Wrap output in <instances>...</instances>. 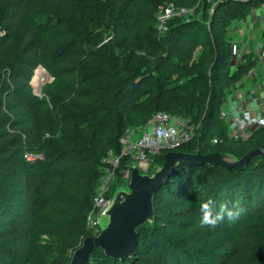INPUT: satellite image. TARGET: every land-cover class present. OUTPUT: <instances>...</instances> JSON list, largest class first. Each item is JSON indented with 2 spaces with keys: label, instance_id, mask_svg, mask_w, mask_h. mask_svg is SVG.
<instances>
[{
  "label": "trees",
  "instance_id": "1",
  "mask_svg": "<svg viewBox=\"0 0 264 264\" xmlns=\"http://www.w3.org/2000/svg\"><path fill=\"white\" fill-rule=\"evenodd\" d=\"M191 2L174 3L187 7ZM164 3L165 0H0V57L5 63L0 71V166H27L30 162L24 158V151L40 152L43 159L33 163L42 178L48 176L53 166L71 158L69 173L83 176L88 181L86 202L81 204L80 210L72 215L64 213L59 218L36 216L35 230L57 235L65 242H74L81 235L89 234L85 217L103 174L101 159L108 151L119 152V139L127 130L126 115L135 112L139 106L143 107L142 96L149 98L145 121L154 112L164 111L184 116L195 124L196 117L186 116V112L195 105L202 106L203 116L195 129V137L177 151H200L203 154L218 151L239 158L250 149L264 150V126L256 128L243 140H234L228 136L226 123L219 118L226 89L237 87L255 65L256 57L255 53H249L239 66L230 67V24L234 20H245L251 8L264 0H223L215 6L209 19L206 12L210 5L201 1L192 20L186 22L179 17L173 18L167 29L158 33L155 16L158 7ZM108 30L111 34L103 37V31ZM208 35L211 42L205 40ZM262 38L264 40V31ZM198 46L206 47L207 62L201 57V63L194 61L195 58L188 63ZM172 58H177L178 63L173 62L171 66L168 61ZM204 61L207 66L202 64ZM39 64L46 69H56L58 76L73 78L67 80V84L56 81L58 84L45 92L50 112H56L60 118V136L56 141L41 138L42 144L32 148L19 129L24 122L17 120L14 111L33 110L41 101L33 95L30 85L34 69ZM177 71L185 79L184 84L177 81ZM45 122L51 125L47 119ZM39 131L43 137L45 132L40 127ZM213 138L218 143L206 149L205 142ZM258 138V146L241 154L226 150L228 142L245 145ZM162 161L163 154L152 157L157 166ZM129 162L128 157L122 158L118 170ZM200 170L205 176L197 174ZM116 173L111 193L120 180L119 172ZM198 175L204 184L199 186L200 193H209L206 200H213L217 206L227 204L241 208L238 218L242 221L256 212L264 219V158L261 155L252 156L242 170L180 164L168 182L156 192L154 220L138 228L132 255L118 260L94 248L88 255L87 264L95 252L98 264H165L170 250L150 241L148 253L145 252L142 248L144 242H141L145 239L143 232L156 225V213L161 210L156 202L158 194L179 181H182L180 187L197 182ZM248 183L256 185L253 195L262 197L258 208L254 206L250 192H244ZM241 187L243 192L236 199V190ZM51 198L78 204L68 193L53 194ZM2 200L0 194V221L5 212ZM39 201L46 202L45 198ZM238 218L235 221L225 219L228 221L224 223L228 224L225 229L219 225L215 229L205 226L202 240L218 238L210 248L197 251V256L222 264L226 260L230 264H264V225L244 221L240 232L244 230L245 233L233 243L228 230L242 223H238ZM29 239V226L14 233L7 225L0 224V264H69L64 248L52 245L43 248L39 242L30 246ZM56 256L64 258L58 261Z\"/></svg>",
  "mask_w": 264,
  "mask_h": 264
},
{
  "label": "rangeland",
  "instance_id": "2",
  "mask_svg": "<svg viewBox=\"0 0 264 264\" xmlns=\"http://www.w3.org/2000/svg\"><path fill=\"white\" fill-rule=\"evenodd\" d=\"M185 2L189 3L192 0H165L166 3H174V2ZM202 0H195L192 1L187 8L194 9L198 7V4ZM207 3V2H206ZM175 4V3H174ZM210 6L207 10V19H209L213 13L214 9L211 12V3H208ZM177 5V4H176ZM185 7V6H182ZM200 9V8H199ZM211 12V13H210ZM196 13V9H195ZM184 15V14H182ZM186 15L182 16L185 18ZM156 19V16H155ZM156 21V20H155ZM245 21V20H243ZM243 21L234 20L230 24L229 35L231 39H233L232 35L233 32L237 30L238 24H242ZM209 23V20L207 21ZM206 22V23H207ZM157 25V21L155 22ZM155 25V26H156ZM235 26V27H234ZM242 28H244L242 26ZM105 37L106 34H111V31H103ZM101 32V33H103ZM162 31L158 30V33ZM2 32L0 31V35ZM104 39V38H103ZM210 41V36H206L205 40ZM232 41V40H231ZM234 41V40H233ZM211 42V41H210ZM236 42V41H235ZM232 43L230 45L231 54H232ZM205 49L203 46H198L194 52L190 55L188 59V63L191 59L195 58L199 63L203 62L202 59L206 60L207 62V54L205 53ZM202 57V59H200ZM206 57V58H205ZM199 59V60H198ZM177 64V58H172L171 61H168V65L172 66V63ZM204 61V65H208ZM5 67V63L0 57V71H2ZM39 69V71H37ZM171 69V68H170ZM36 71V72H35ZM35 73V74H34ZM33 76L30 81V85L32 88V93L34 96L38 98L39 104L35 109H31L28 111H19L16 110L15 116L17 120H21L19 129L21 133H23V138L28 140V146L32 148H38L41 145V138L46 137L50 141H56L57 137L60 136L61 133V124L60 118L58 114L50 112V104L49 100L45 94L46 90L54 88V86L58 83L63 82L68 83L67 80H71L73 77L71 76H58L56 73V69H46L42 64H39L34 69ZM56 73V74H54ZM39 74V80L34 85V76ZM177 81L181 84H184L185 79L180 76V71L176 72ZM58 76V78H56ZM55 83V84H54ZM238 87V85H237ZM236 87V88H237ZM227 88V87H226ZM236 88L226 89V95L232 93ZM187 92H190V89H185ZM225 95V96H226ZM264 97V94H263ZM143 101V107H137L135 112L128 113L126 115V126L127 129H134L138 130L147 123L146 112L149 107V98L148 96L141 97ZM202 106L195 105L191 110L189 109L186 112V116L192 117L195 119V129L198 128L202 118ZM181 113V112H179ZM179 116L184 118V116ZM50 121L51 125L46 124V119ZM199 122V123H198ZM39 127L43 129L44 136L41 137L39 135ZM29 132V133H28ZM28 134L27 137L25 135ZM103 134V132H102ZM55 137V138H54ZM195 137V133L192 138ZM263 137V136H262ZM260 139H255L254 141L248 142V144H236V143H227L226 150L235 153H243L250 148L256 147L259 145ZM206 149L210 148V145L218 143V141H214V138L210 141H206ZM256 149V148H254ZM251 150V149H250ZM177 151V150H175ZM249 151V150H248ZM216 152V151H214ZM32 154L37 156L38 158L33 161V158L29 160V165H11L7 167L0 166V194L3 196L2 206L4 207L5 212L2 215V220L0 224L2 226H8L10 230L14 233H20L21 227L29 226L30 227V246L33 244L40 243V246L43 248H49L52 246L62 247L66 251V256L70 259L72 253L81 245L82 240L89 236V234L81 235L76 241L74 242H65L60 239L57 235H49L40 232L39 230H35L34 228V218L39 215L51 216L53 218H59L62 214H74L78 210H80L81 204H85L86 202V194L88 191V181L85 177L77 175V174H70L69 169L70 164L73 162L71 158L68 161H65L63 164L53 166L49 174L46 178H42L39 174L40 170L33 162L36 160H42L43 154L40 152H28L27 150L24 151L23 154ZM210 153V152H209ZM247 153V152H246ZM245 153V154H246ZM163 162V161H162ZM130 165L137 166L141 173L148 174L153 172L156 169V164L151 162L145 165H140L137 162H133ZM9 170V171H8ZM201 170L199 171L200 174ZM180 178L183 179L182 172H179ZM129 174H124L120 177L119 182L115 185L114 190L116 191L117 188L121 187V189L126 190V183L129 179ZM201 175V174H200ZM201 176H205L203 173ZM101 178V176H100ZM200 176L198 175L197 182L190 183L189 185H184V187H180V183L175 186L169 187L168 189L161 191L157 198L156 202L159 204L161 210L156 213V220H155V227L152 230H146L143 232V237L145 238L143 241V246L145 252L148 253L147 245L150 241H155L158 246H164L165 249L170 250L167 255V261L165 264H197V262L206 261L209 264H222L218 263L214 260L208 259L206 257L197 256V251L206 250L210 248L216 239L217 236L207 240L203 239L202 237L205 234L206 227H202L200 225V204L206 199L209 198L208 194H201L199 186H204L203 182L200 181ZM254 179V178H253ZM113 190V192H114ZM241 190V191H240ZM256 190V185L253 183H248L245 186L244 192H250V194L254 197V206L258 208V204L260 203L262 197L253 195ZM110 194V198L108 199L107 206L110 204L112 199V194ZM173 192V193H172ZM240 192V193H238ZM243 192V187L236 190V199L238 198V194ZM57 193H68L72 197H74L78 204L74 205L69 203L65 200H53L51 196ZM51 195V196H50ZM56 196V195H55ZM45 198V203L38 202V199ZM40 206V208H37ZM106 206V207H107ZM105 208V207H104ZM91 209V208H90ZM90 209L88 211H90ZM244 218V217H243ZM232 221H235L232 220ZM241 219L238 218V223H241ZM244 221L253 223L257 226L264 225L263 216L256 212L255 214H251L249 218H244L242 223L231 227L228 232L231 240L233 243L238 239L240 234H244V230L240 232L242 227H244ZM228 223V221H222L219 226L225 229L224 224ZM233 223V222H232ZM223 229V230H224ZM225 232V231H224ZM37 250V249H36ZM37 251L35 252V255ZM98 254L95 252L92 257H90L89 262L90 264H98L97 263ZM64 257L56 256L55 260L60 261ZM70 261V260H69ZM223 264H230L229 261L226 260Z\"/></svg>",
  "mask_w": 264,
  "mask_h": 264
},
{
  "label": "built area",
  "instance_id": "3",
  "mask_svg": "<svg viewBox=\"0 0 264 264\" xmlns=\"http://www.w3.org/2000/svg\"><path fill=\"white\" fill-rule=\"evenodd\" d=\"M202 1L211 3L212 12L215 6L223 0ZM233 1L247 2L249 0ZM258 6L264 11V3ZM195 9L196 7L190 9L171 2L160 5L156 13L157 31L164 32L167 29L168 22L173 18H182V16L186 15L182 19L189 22L195 17ZM257 54L259 56V62L263 63L264 45L260 46ZM226 104V100L223 99L219 110V118L226 123L227 133L230 138L243 140L249 135V128L257 124L264 125L263 118L257 113L260 107L258 97H250L246 105L234 110H230ZM194 133L195 125L191 124L188 119L171 115L164 111L154 112L144 127L138 130L127 129L119 139V152L108 151L101 159L103 174H101V178L99 179L91 209L85 217L87 233L89 235H97L99 233L98 218L109 201L108 199L111 194L110 188L117 175L116 171L119 172L120 177L124 174H129V165L131 163L137 162L140 165L151 163L152 157L175 151L183 144L189 142ZM214 141L216 142L217 139H214ZM124 157H128L130 162L124 168L118 170ZM24 158L27 161L33 158L34 161L38 157L26 153L24 154Z\"/></svg>",
  "mask_w": 264,
  "mask_h": 264
},
{
  "label": "water",
  "instance_id": "4",
  "mask_svg": "<svg viewBox=\"0 0 264 264\" xmlns=\"http://www.w3.org/2000/svg\"><path fill=\"white\" fill-rule=\"evenodd\" d=\"M264 158V150L251 149L237 158L228 153L200 151H170L163 154V162L148 174L141 173L137 166L129 165L130 175L126 190H114L110 204L100 213L99 233L86 236L72 253L69 264H87L94 248L113 259L129 258L137 244L138 228L154 220L153 199L173 174L177 165L211 167L221 166L228 170H242L254 155Z\"/></svg>",
  "mask_w": 264,
  "mask_h": 264
},
{
  "label": "crops",
  "instance_id": "5",
  "mask_svg": "<svg viewBox=\"0 0 264 264\" xmlns=\"http://www.w3.org/2000/svg\"><path fill=\"white\" fill-rule=\"evenodd\" d=\"M242 26L244 28H242ZM235 27V26H234ZM233 32L232 54L230 57V67L235 68L244 61V56L255 53V65L240 80L238 87L229 95L225 96L226 105L230 110L238 109L246 105L250 97L259 98V113L264 120V62H259L257 54L260 46L264 45L262 32L264 31V11L261 7H254L250 10L247 18ZM234 40V41H233ZM236 41V42H235ZM264 125L257 124L252 126L250 133L258 127Z\"/></svg>",
  "mask_w": 264,
  "mask_h": 264
},
{
  "label": "clouds",
  "instance_id": "6",
  "mask_svg": "<svg viewBox=\"0 0 264 264\" xmlns=\"http://www.w3.org/2000/svg\"><path fill=\"white\" fill-rule=\"evenodd\" d=\"M200 225L215 229L223 220H234L238 218L242 209L236 206L229 207L227 204L217 206L211 199L200 204Z\"/></svg>",
  "mask_w": 264,
  "mask_h": 264
},
{
  "label": "bare ground",
  "instance_id": "7",
  "mask_svg": "<svg viewBox=\"0 0 264 264\" xmlns=\"http://www.w3.org/2000/svg\"><path fill=\"white\" fill-rule=\"evenodd\" d=\"M37 71H39V69ZM38 77H39V74L34 76V78H33L34 79V85H36V83L38 82V80H39Z\"/></svg>",
  "mask_w": 264,
  "mask_h": 264
}]
</instances>
